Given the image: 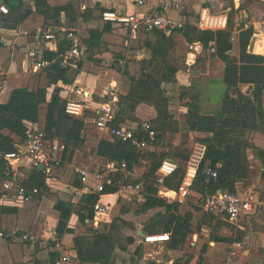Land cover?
<instances>
[{"label":"crops","instance_id":"obj_1","mask_svg":"<svg viewBox=\"0 0 264 264\" xmlns=\"http://www.w3.org/2000/svg\"><path fill=\"white\" fill-rule=\"evenodd\" d=\"M10 1L12 5H19L22 1L23 16L16 28L0 30V64L4 68V75L1 76L0 104L7 103L15 89L28 88L30 91H37L47 88L49 78L46 72L44 69H36L33 60L29 57L31 51H36L41 57L45 51L57 52L59 40L46 41L44 39L46 34L54 31L65 34V30L72 29L84 42L91 30H102L105 27L110 29L103 34L101 46L94 51H87L83 43L84 55L75 66H72V74L79 70L75 76L71 74V77H74L73 83L59 82L47 89L48 102L56 88L61 90L60 96L66 102L82 101L88 95L86 99L91 101L94 110L85 112L83 117L79 118L85 122L82 132L83 146L76 149L72 155L67 154L62 159V165L44 171L46 188L41 190V194L31 203L24 204L12 196L5 195L0 187V234H3L0 236V264H55L59 253L53 252L46 241L54 233L61 237L63 253L71 256V262L66 264H101L92 262L106 259L103 255L108 252H110L109 264H200V261L212 264L214 259L219 257L235 260L242 256L241 260L247 261L251 254H256L259 261H262L260 264H264L263 168L262 161L251 150L247 155L253 177L238 183L236 192L251 199L254 211L242 215L236 224L229 223L220 215L204 212L203 205L194 202V199L198 200L200 197L196 192L190 193V199L173 201L171 198L161 196L159 189L160 198L170 203H180L182 215L187 213L193 215V231L179 244L177 238H171L170 242L157 245L144 242V237L150 236L147 227L162 211V209H154L140 213L144 203V188L142 183L134 182L141 180L148 172V162L141 161L131 173V182H133L131 186L121 187L119 192L107 193L101 197L102 202L108 205L109 211L100 221H96L94 217L80 220L79 214L86 215V213L80 206L81 198L75 196L76 190L81 189L82 184L74 172L76 167L91 168L96 171L110 164L96 154L100 141L111 140V137L100 134L96 129L95 110L106 100L105 91L108 89H114L118 98L128 96L130 93L128 77L122 71H118L115 65L123 49L125 47L135 49L136 57L131 59L123 71L139 79L143 63L147 68L152 48L159 38V34L156 33L143 31L132 33L123 26L104 23L101 18L102 12L149 14L157 10H166L172 17L186 21L185 30L172 36L175 47L169 53L170 62L179 68V72L174 83L163 86L170 99V111L180 123H183L188 114L187 105L193 102V99L198 101L203 115L217 114L221 109L223 95L219 99L214 95L212 83L220 81L225 84V63L217 53L215 41L211 37H203L196 41L189 26L197 27L203 9H208L214 15L230 17L235 24L233 33L235 47L229 54L237 57L238 28L246 18L254 30L248 52L264 57V0H143L144 5L140 7L137 6L136 0H47L52 8L68 7L59 16L57 26L55 20L46 19L36 12L34 0ZM177 5L179 8L176 7ZM191 40L194 42L191 43ZM190 47L194 49L191 50ZM183 88H192L193 97L181 101L179 90ZM241 90L246 95H250L254 85H242ZM47 113L48 104H44L40 109L39 122L28 123V127L45 131ZM156 116L155 107L149 103H141L135 112L138 122L127 124L135 126L150 122ZM57 131L56 126L55 133L53 132L51 136L45 132L49 148L53 145H65L57 136ZM5 134L9 135V132ZM175 136L174 144L170 140L171 136L168 137L170 145L174 148L180 146L182 141L180 134ZM12 138L19 143L16 136ZM192 139L196 147H206L212 142L211 135L207 132H194ZM247 139L255 147L264 149V133L249 131ZM150 150H156L158 153L170 151L154 147ZM63 152L64 150L61 158ZM32 172L33 170L27 169L28 181L31 185L35 178ZM135 185H141L142 190H136ZM89 187L90 191L94 184L91 183ZM58 204L73 206V213L66 227H63L65 230L63 233L57 231L62 220L61 212L56 207ZM117 232L123 240L112 239L108 242L101 237L110 234L115 238ZM24 234H33L38 241L23 242ZM241 237L248 239L247 246L233 249V244ZM222 239L234 242L229 244ZM150 241H162V239ZM159 245L165 247V251L152 252L153 246ZM139 246L142 249L137 252ZM230 248L234 250L232 253L228 252Z\"/></svg>","mask_w":264,"mask_h":264},{"label":"trees","instance_id":"obj_2","mask_svg":"<svg viewBox=\"0 0 264 264\" xmlns=\"http://www.w3.org/2000/svg\"><path fill=\"white\" fill-rule=\"evenodd\" d=\"M9 9L7 15L0 13V30L2 28H16L22 20V1L19 5H12L10 0H4ZM36 12L46 19H53L58 25V18L68 7L52 8L47 0H34ZM242 24L239 26V36L237 47L239 55L237 57L229 54L233 52L235 44L232 41L235 24L228 18V25L225 30L216 32L203 31L196 26H189L196 41L203 37H211L217 46V53L225 63L224 82L226 90L223 95L221 109L217 114L203 115L198 101L187 105L188 114L185 122L180 123L175 114L170 111V99L163 88L164 84L174 83L179 68L173 66L169 60V53L174 49L175 44L172 36L159 34L157 43L153 46L152 55L148 61V67H144L139 79L132 77L127 71H123L119 57L115 61L116 69L122 71L130 82V93L128 96H120L115 105L116 120L115 126L126 125L128 122L137 123L135 117L137 107L141 103H149L157 110V116L150 123L156 131V141L150 144V148L167 149L163 153L156 150H139L132 146L130 142H125L119 138L111 137V140L102 139L97 147L96 154L107 160L109 163H126L128 178L124 179L122 174H116L114 185L105 189L107 193H117L122 186H131V173L140 165L141 161L148 162V172L141 180L134 183L143 184V198L141 212L146 213L154 209H162L149 224L147 229L150 235L170 234L171 238H177V244L187 239L192 233L193 215L187 213L182 215L180 203L168 202L158 196L159 185L158 169L163 161L174 160L178 166V171L166 178L164 187L178 191L184 177L187 162L192 155L194 146L192 133L207 132L211 135V144L205 148L204 158L199 166L197 179L190 190L200 195L194 199L197 205H203L206 198L214 195L218 191L236 192L237 184L253 177L250 169L251 165L247 152L251 150L258 159L262 161V179L264 180V149L255 147L249 143L247 134L249 131L264 133V57L248 52L254 34L252 27L243 30ZM186 28V27H185ZM110 29L105 27L102 30L95 29L89 32V37L84 40L87 51H94L102 44L103 34ZM185 30V29H184ZM183 30V31H184ZM58 42L57 52L45 51L43 59L51 62V65L44 68L49 78L47 88L30 91L28 88L15 89L9 101L0 104V179L3 177L4 156L17 150L18 145L26 139L28 123L37 124L39 122L40 109L42 105L48 104V113L45 132L51 136L54 134V127L57 126V136L63 140L64 152L62 159L67 154L72 155L74 151L84 144L82 132L85 128L84 120L66 114V101L60 96L61 90L56 88L50 102L47 101V89L51 85L59 82L71 84L74 77H71L72 66H61V55L67 48L65 34L52 32ZM60 35L64 37L61 38ZM194 41L191 40V43ZM75 72V71H74ZM79 70H76L75 76ZM2 77L0 76V86ZM242 85H254V90L250 95L242 92ZM192 90L180 95V100L192 98ZM196 97V96H195ZM197 99V97H196ZM141 125V123L139 124ZM5 132H9L6 135ZM54 132V133H53ZM181 135L180 146L174 148L170 145L169 136ZM12 136L19 139V143ZM191 139L193 141H191ZM211 168L217 172V179L207 176V169ZM33 186L40 190L46 188L44 171L35 169L32 172ZM190 193L186 199H190ZM99 196L91 194L87 204H81L84 214H79L80 220L92 219L94 217L93 205ZM204 200V201H203ZM57 209L61 212L58 233H63L67 222L73 213L71 204H58ZM70 232V230H68ZM107 234L103 237L106 241H112V236ZM225 243L233 244V240H224ZM124 249V248H123ZM142 247L137 248L139 252ZM110 254V252H108ZM108 254L103 255L106 259L97 260L92 263L109 264ZM264 262V261H263ZM200 264H205L200 261Z\"/></svg>","mask_w":264,"mask_h":264},{"label":"built area","instance_id":"obj_3","mask_svg":"<svg viewBox=\"0 0 264 264\" xmlns=\"http://www.w3.org/2000/svg\"><path fill=\"white\" fill-rule=\"evenodd\" d=\"M138 7L144 5L143 0H136ZM179 8V6H176ZM0 13L7 15L8 7L4 0H0ZM102 21L112 25L123 26L130 32L135 33L143 31L147 33L159 32L166 36H173L178 32H182L186 27L184 19L174 18L166 10H157L152 13L122 14L116 11H105L101 14ZM228 25V17L225 15H214L208 9H203L200 13V18L197 24L198 29L203 31L216 32L225 30ZM251 27L250 23L245 18L242 29L246 30ZM239 31V30H238ZM65 40L67 48L61 55V66H75L84 55L83 42L81 37L75 30H65ZM46 41H56L57 37L53 33L45 35ZM234 41V38L232 39ZM191 50L194 47H190ZM29 57L34 62L36 69H44L51 65V62L45 61L36 51H31ZM122 59L120 65L125 69L132 58L136 57L135 49L125 47L121 53ZM4 75V68L0 64V76ZM86 95L82 101H67L65 106L66 114L75 118H81L87 111H93L91 101L87 100ZM106 100L95 110V127L102 135L119 138L125 142H130L132 146L139 150L150 148V144L156 141L157 133L153 129L150 122H143L141 125L115 126L116 108L118 97L114 89L105 91ZM64 146L53 145L51 148L47 144V134L39 128H29L26 134V139L18 145L17 150L7 153L4 156V171L3 177L0 180V187L5 195L12 196L21 203L28 204L33 202L40 194L41 190L38 187L31 185L28 181L27 169L35 170L43 165L45 171L54 167L60 166L61 153ZM204 146H197L187 162L186 171L182 179L178 191L164 188L166 178L174 175L179 166L174 160L167 159L160 165L157 175V183L160 187V194L165 198H171L173 201L184 200L189 195L197 176L199 166L205 154ZM29 164V165H28ZM126 163L117 164L110 163L101 170H93L91 168L76 167L75 174L78 176L82 188L76 190L75 196L81 198L83 194H97L99 198L93 205L94 219L100 221L103 219L109 207L104 204L101 197L105 194V189L108 186L114 185L116 174H122L124 179L128 178L126 171ZM207 176L217 179V172L211 168L207 169ZM94 187L89 191L90 184ZM123 188L125 186H122ZM141 185L135 186L136 190H141ZM203 210L207 214H216L224 217L229 223L236 224L239 222L242 215L251 214L254 211V206L249 198L243 197L237 192L218 191L214 195L206 198L203 204ZM3 236V234H0ZM162 239V241H150L153 239ZM23 242L35 243L38 238L33 234H24ZM53 252H58L59 257L55 264H66L71 262V256L63 253V242L60 235L54 233L47 240ZM171 241L170 234H155L144 237L146 244L157 245ZM248 244V239L243 238L233 244V249L245 248Z\"/></svg>","mask_w":264,"mask_h":264},{"label":"rangeland","instance_id":"obj_4","mask_svg":"<svg viewBox=\"0 0 264 264\" xmlns=\"http://www.w3.org/2000/svg\"><path fill=\"white\" fill-rule=\"evenodd\" d=\"M11 2V1H10ZM212 89H213V93L214 95L219 99V97H221L222 95H224V91L225 89V84L220 82V81H214L212 83ZM192 90V88H183L182 90H179V94H183L186 91H190ZM167 94V93H166ZM193 94V93H192ZM179 95V97H180ZM157 112V110H156ZM128 126V124H126ZM132 126V125H129ZM170 140L173 141V144L176 143V136H171ZM196 149V146L192 147V153H194ZM255 177V176H254ZM136 186V185H135ZM134 186V188H135ZM264 188V186H263ZM142 190V189H141ZM112 238L116 241L119 239V241L123 240V237H119V232L116 233L115 238L112 236ZM240 240L243 239V237L239 238ZM229 247H227L228 249ZM157 251H165V247L159 245V246H153V250L152 252H157ZM234 250H232L231 248L228 250L229 253H232ZM233 257V256H232ZM242 256L237 257L235 260H233V258L230 259H225L224 257H219L214 259V261L212 262V264H260V262H262L261 260L259 261V258L257 257L256 254H251L247 259V261H243V259L241 260ZM239 260V261H238Z\"/></svg>","mask_w":264,"mask_h":264},{"label":"water","instance_id":"obj_5","mask_svg":"<svg viewBox=\"0 0 264 264\" xmlns=\"http://www.w3.org/2000/svg\"><path fill=\"white\" fill-rule=\"evenodd\" d=\"M190 65V64H189ZM173 162H175V161H173ZM40 171H45V167L43 166V165H41V166H39V168H38ZM88 200H89V195H83L82 197H81V200H80V202L81 203H83V204H87V202H88Z\"/></svg>","mask_w":264,"mask_h":264}]
</instances>
